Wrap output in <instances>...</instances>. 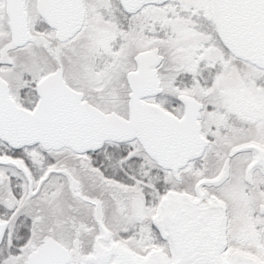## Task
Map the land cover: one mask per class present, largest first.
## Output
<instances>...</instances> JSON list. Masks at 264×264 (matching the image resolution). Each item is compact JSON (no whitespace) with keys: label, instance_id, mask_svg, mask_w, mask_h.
I'll return each instance as SVG.
<instances>
[{"label":"snow or ice","instance_id":"snow-or-ice-1","mask_svg":"<svg viewBox=\"0 0 264 264\" xmlns=\"http://www.w3.org/2000/svg\"><path fill=\"white\" fill-rule=\"evenodd\" d=\"M0 264H264V0H0Z\"/></svg>","mask_w":264,"mask_h":264}]
</instances>
